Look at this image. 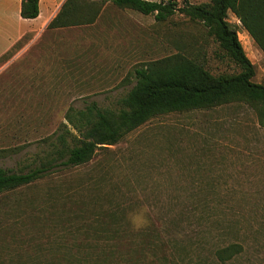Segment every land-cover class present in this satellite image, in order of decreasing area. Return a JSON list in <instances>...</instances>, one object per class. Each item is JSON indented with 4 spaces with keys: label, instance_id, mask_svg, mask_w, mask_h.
<instances>
[{
    "label": "rangeland",
    "instance_id": "obj_1",
    "mask_svg": "<svg viewBox=\"0 0 264 264\" xmlns=\"http://www.w3.org/2000/svg\"><path fill=\"white\" fill-rule=\"evenodd\" d=\"M97 1L103 5L94 24L46 32L43 50L32 45L9 62L20 43L0 58V167L29 170L52 151L64 123L79 135L66 117L70 107H120L144 62L183 52L214 75L242 71L200 22L179 13L157 21ZM227 20L255 65L252 80L264 84V52L233 12ZM43 67L49 72L36 76ZM109 211L136 238L141 231L158 235L163 264H264L261 113L234 101L157 115L100 147L88 164L1 193L0 264H32L35 244L57 249L62 236L68 240L60 250L75 249L85 230L105 225L98 219ZM140 213L147 223L137 229L132 218ZM231 243L242 250L222 262L216 251Z\"/></svg>",
    "mask_w": 264,
    "mask_h": 264
},
{
    "label": "trees",
    "instance_id": "obj_2",
    "mask_svg": "<svg viewBox=\"0 0 264 264\" xmlns=\"http://www.w3.org/2000/svg\"><path fill=\"white\" fill-rule=\"evenodd\" d=\"M118 7L154 14L157 21H166L179 13L200 22L206 33L226 55L242 67L232 75H214L197 59L183 52L150 60L135 67L134 86L120 100L121 106L101 108L96 102L84 108L70 107L66 123L52 141V151L39 157L27 171L0 167V194L28 185L53 171L88 164L100 147L119 142L124 136L151 118L165 113L214 107L223 103L245 101L254 105L264 118V84L252 80L255 65L245 53L237 31L227 20L233 12L264 52V0H211L194 4L184 0H112ZM102 3L97 0H66L50 27L75 26L96 22ZM21 16L36 18L39 0H22ZM248 34V35H249ZM129 80V79H127ZM109 217V220L106 219ZM119 219V218H118ZM109 211L98 219L102 224L85 230L75 249L59 238L57 247L35 244L32 264H163L159 252L162 242L153 232L128 233L126 227ZM89 233H91L89 236ZM75 243V242H73ZM48 250L54 252L47 254ZM242 246L231 243L216 251L222 262L233 258ZM17 264H27L19 261Z\"/></svg>",
    "mask_w": 264,
    "mask_h": 264
},
{
    "label": "crops",
    "instance_id": "obj_3",
    "mask_svg": "<svg viewBox=\"0 0 264 264\" xmlns=\"http://www.w3.org/2000/svg\"><path fill=\"white\" fill-rule=\"evenodd\" d=\"M65 1L66 0H39V15L36 18H23L20 13L22 0H0V58L8 54L13 48L15 49V46L20 43L21 46L13 52L8 60L9 62L20 58L29 51L32 45L40 44L43 50V47L48 45L49 41V39L43 41L46 32L50 31L52 33H57L62 30L70 29L78 33L81 27L90 26L95 23L50 27L51 21L58 15ZM52 43H54L52 45L54 49L58 50L56 43ZM39 48L41 50V47ZM82 53H79L80 57ZM1 68L3 67L0 66V69ZM49 70L51 69L49 68ZM47 71L48 68L43 67L42 71H37L36 76H45Z\"/></svg>",
    "mask_w": 264,
    "mask_h": 264
},
{
    "label": "clouds",
    "instance_id": "obj_4",
    "mask_svg": "<svg viewBox=\"0 0 264 264\" xmlns=\"http://www.w3.org/2000/svg\"><path fill=\"white\" fill-rule=\"evenodd\" d=\"M132 223L135 228H140L147 223V220L144 218L143 214H137L132 218Z\"/></svg>",
    "mask_w": 264,
    "mask_h": 264
}]
</instances>
